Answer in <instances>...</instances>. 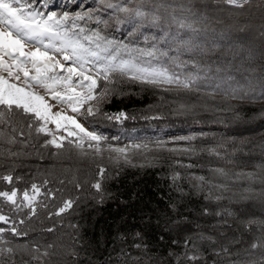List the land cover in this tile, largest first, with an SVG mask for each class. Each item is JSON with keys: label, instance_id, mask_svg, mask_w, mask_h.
<instances>
[{"label": "trees", "instance_id": "1", "mask_svg": "<svg viewBox=\"0 0 264 264\" xmlns=\"http://www.w3.org/2000/svg\"><path fill=\"white\" fill-rule=\"evenodd\" d=\"M110 2L136 8L142 0ZM176 2L195 14L186 13L199 31L181 32L184 39L195 36V47L177 51L146 35L131 49L156 43L176 58L162 63L181 77L198 75V86L165 88L118 73L114 83L100 81L97 91L107 94L94 115L84 116L103 134L99 153L88 147L92 142L76 148L65 141L57 149L46 143L51 136L36 131L31 114L0 106V191L15 187L22 197L33 184L40 189L34 215L0 198V215L9 218L0 223L2 245L13 249L8 255L17 264H264V66L255 63L264 56V0L242 7ZM150 7L144 0V10ZM159 133L166 137L157 139ZM172 135L188 143L187 151L157 147ZM132 136L142 140L127 160L106 150ZM193 176L204 184L193 185ZM98 180L100 192L92 187ZM68 200L72 206L55 215ZM12 226L22 235H13Z\"/></svg>", "mask_w": 264, "mask_h": 264}, {"label": "snow or ice", "instance_id": "2", "mask_svg": "<svg viewBox=\"0 0 264 264\" xmlns=\"http://www.w3.org/2000/svg\"><path fill=\"white\" fill-rule=\"evenodd\" d=\"M247 2L248 0H225L228 5L236 7H242ZM100 3L127 17L160 27L163 32L160 40L175 44L177 51L180 48L192 50L195 47L194 35L186 39L181 37L182 31L193 34L199 31L195 26L196 21L186 15L195 14L191 8L177 3L176 0H151L149 10H144V0L136 8L112 3L110 0H100ZM91 18L88 13H77L74 17H70L67 12L62 15L54 11L46 14L38 10L31 0H0V106L9 111L15 108L31 114L38 124L36 131L51 136L46 143L57 149L64 148L65 141L72 145L74 138L77 141L74 144L76 148H83L87 139L95 143L97 153L101 151L99 145L104 138L95 132H89L79 122L77 115L86 104L94 100L99 102L107 94L108 89L105 88L98 97L100 81H104L105 85L114 83L117 73L148 85L175 84L184 89L198 86V75L188 73L182 78L162 63L163 58L168 57V52L159 48L156 43L150 49H130L128 45L108 39L98 29L89 30L78 23ZM96 22L100 23L99 19ZM121 22L117 20V23ZM125 52L128 53V59L122 57ZM168 59L173 64L176 63V58ZM153 61L156 63L153 64ZM177 66L187 65L181 62ZM21 79L24 87L11 82H20ZM33 86L45 90L52 101L66 105L73 115L64 111H53V105L48 103L45 96L29 90ZM216 88L219 85L212 90L215 91ZM94 114V109L88 107L87 115ZM3 115L0 112V119ZM49 124L55 125L57 132H65L66 136L54 135L48 128ZM88 147L92 148L93 143H89ZM115 151L123 155L125 160L128 159L125 149ZM104 172L105 169L101 167L99 175L103 177ZM2 179L9 184L13 182L11 175H5ZM199 179L202 180L203 177ZM92 187L100 192L101 182L98 180ZM31 192L32 194L25 190L21 197L19 191L13 187L8 191H0V198L14 208L23 205L34 215L36 209L33 203L40 194V189L33 184ZM71 206V200L65 201L55 215L64 213ZM0 223L8 224L9 218L0 215ZM5 230L0 228V233ZM8 230L15 236L22 235L15 226ZM0 252L11 254L13 249L8 247L0 249Z\"/></svg>", "mask_w": 264, "mask_h": 264}, {"label": "rangeland", "instance_id": "3", "mask_svg": "<svg viewBox=\"0 0 264 264\" xmlns=\"http://www.w3.org/2000/svg\"><path fill=\"white\" fill-rule=\"evenodd\" d=\"M35 7L38 8V10L45 12L46 14L48 12H56L57 8H60L62 10V14L67 12L70 17H74L77 13L84 14L88 13L91 15V19H85L83 21H78V23L85 27L86 29L93 30L98 29L102 35L107 37L108 39L114 40L118 44L128 45L129 48L131 47H137V45L142 44V38L146 35H149L153 41L161 42L160 37L163 35V33L156 34L155 32L148 31L146 29H143L140 22L134 21V20H128V21H122L121 23H117V20L121 18L120 15L113 13L110 9H107L105 6L95 3V2H85L84 0H33L32 2ZM97 19H99L100 23H97ZM121 21V20H120ZM126 25L124 29L121 31L120 26ZM116 26V27H113ZM137 34V35H135ZM150 49V48H145ZM122 57L124 59H128V53H122ZM147 59V58H145ZM156 62H153L155 64ZM255 63L258 66H264V56L261 55L258 59L255 60ZM6 75V74H5ZM183 78V77H182ZM12 83H18L19 86L24 87L23 79H21L20 82H17L15 80L11 81ZM161 87H180L175 84H163V85H156ZM30 91H33L39 95L45 96V98L48 100V103L53 105V111H64L68 115H73V113L70 112V110L67 108L66 105H59L57 102L52 101L49 98V94L43 90L42 88L33 86ZM101 91H97L98 97ZM98 102L97 101H91L88 104L84 106V108L81 110V113L77 115V119L79 122L89 131V132H95L98 136L103 137V134L98 129L91 128L88 124H86L84 120V116L87 114V108L92 107L94 109V112L97 110ZM48 128L53 132L54 135L57 137L59 136H66V133L63 131L57 132L55 129V125L49 124ZM157 139H161L166 137L165 134L159 133L155 135ZM170 138V142L157 146L159 149L162 150H169L174 152H182L187 151L188 143L182 140L178 139V136L172 135L168 136ZM73 141L77 142L74 138H72ZM142 140V138L138 136H132L128 137L125 144H108L106 146V150L114 152L116 154H119L115 151V149L123 148L126 150L127 156L129 157L132 153V150L134 148H137L135 145V142H138ZM85 142H91L87 139ZM84 142V143H85ZM94 145L95 143L92 142ZM156 147V148H157ZM154 157V156H153ZM200 177L193 176L191 177V183H194L196 185H203L202 180L199 179ZM32 194V192H29ZM217 194V193H214ZM38 197V196H37ZM36 197V200H37ZM35 200V201H36ZM2 238L0 237V242ZM7 253V252H6ZM5 253V255H6ZM8 255V253H7ZM6 255V256H7ZM9 258L14 259L10 255H8ZM7 256V257H8ZM8 260V258L2 257V260H0V264L3 261ZM15 260V259H14ZM2 261V262H1ZM16 261V260H15ZM17 262V261H16Z\"/></svg>", "mask_w": 264, "mask_h": 264}, {"label": "built area", "instance_id": "4", "mask_svg": "<svg viewBox=\"0 0 264 264\" xmlns=\"http://www.w3.org/2000/svg\"><path fill=\"white\" fill-rule=\"evenodd\" d=\"M193 185H196V184H194V183H192ZM214 197L215 198H218V194H214ZM2 242H3V240H1V242H0V249H4V247H3V245H2ZM5 253L6 252H0V260H2V257H4V258H8V260H6V261H1L2 263L1 264H17V262L14 260V259H11V258H9V256L7 255V253H6V255L8 256H6L5 255Z\"/></svg>", "mask_w": 264, "mask_h": 264}]
</instances>
